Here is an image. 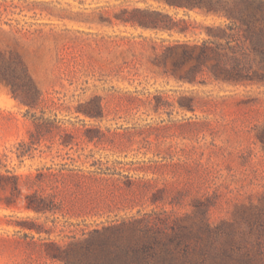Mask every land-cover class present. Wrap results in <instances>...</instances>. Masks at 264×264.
I'll return each instance as SVG.
<instances>
[{
	"label": "rangeland",
	"instance_id": "rangeland-1",
	"mask_svg": "<svg viewBox=\"0 0 264 264\" xmlns=\"http://www.w3.org/2000/svg\"><path fill=\"white\" fill-rule=\"evenodd\" d=\"M121 4L195 27L123 24ZM222 21L154 0H0V47L42 93L29 108L0 87V264H59L49 242L129 220L155 225L166 244L190 225L204 241L209 223L217 256L231 247L233 259L264 264V82L180 80L152 64L143 38L200 42ZM20 141L31 150L18 156ZM32 196L47 208L28 207Z\"/></svg>",
	"mask_w": 264,
	"mask_h": 264
},
{
	"label": "trees",
	"instance_id": "trees-1",
	"mask_svg": "<svg viewBox=\"0 0 264 264\" xmlns=\"http://www.w3.org/2000/svg\"><path fill=\"white\" fill-rule=\"evenodd\" d=\"M175 9L193 10L215 15L223 21L205 26L209 36L200 42L189 39L167 40L152 37V64L166 74L183 81L198 82L204 72L217 80L233 84L264 82V0H154ZM114 17L123 24L150 29L155 32H177L186 35L195 26L185 18H176L156 6H128L121 4ZM109 23L112 19L109 18ZM141 36V35H140ZM7 86L15 98L29 108L41 99V91L29 75L17 53L0 47V87ZM101 104L87 107L90 116L101 112ZM35 125H37L35 123ZM264 143V139H261ZM18 156L31 150V142L20 141ZM17 179V177H14ZM28 207L44 211L47 206L40 197H33ZM173 230L170 244H166L162 230L148 221H123L94 228L87 237L59 245L49 242L50 257L59 264H247L225 251V258L217 256L212 243L206 245L218 231L206 223L201 229L205 240L190 226ZM163 235H166L163 233ZM162 237V238H161ZM251 264V262H250Z\"/></svg>",
	"mask_w": 264,
	"mask_h": 264
}]
</instances>
